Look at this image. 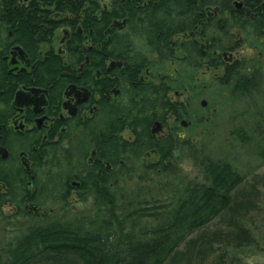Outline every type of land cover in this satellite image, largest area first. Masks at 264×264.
Here are the masks:
<instances>
[{
  "label": "trees",
  "instance_id": "trees-1",
  "mask_svg": "<svg viewBox=\"0 0 264 264\" xmlns=\"http://www.w3.org/2000/svg\"><path fill=\"white\" fill-rule=\"evenodd\" d=\"M163 2L171 10H185L196 3L195 0ZM86 3L90 5L86 31L91 29L92 36L103 39L104 30L117 18L115 0L114 8L102 13L105 27L99 20L97 24L91 22L90 15L99 8L91 0H57L56 5L78 12ZM30 8L34 9V3ZM32 11L9 5L2 12L17 41L27 47L34 45L35 33L42 23ZM139 15L145 16V22L149 17L153 19H150V26L139 28L143 32L150 31L147 39L150 48L159 54L160 61H168L171 53L169 32L175 27L168 26L167 21L156 18L155 14L150 13L148 17L140 11ZM173 17L175 12L167 16L175 20ZM74 45L78 55L82 45L78 42ZM130 46L129 43L124 46V59L117 38L112 37L104 51L90 52L89 67H99L98 55L105 53L106 59L126 60L127 69L137 62L132 70L125 72L130 82L126 81L122 86L134 93L133 87L138 86L141 93L144 85L140 82L133 85L132 81L146 63V57L139 52L142 59L135 61L136 52ZM74 63L77 65V58ZM202 63L204 67L208 64L205 57ZM62 67V61L50 55L43 65L44 75L52 80ZM222 84L235 98L250 95L256 85L254 79L242 76L235 68L232 74L227 73ZM149 90L151 99L139 100L138 106L130 103L117 111L112 109L106 131L97 117L84 127L75 150L60 155L56 162H47L58 165L59 171L65 166L70 173L67 166H78L89 174L92 187L88 186L87 178L82 177L83 182L76 181L81 185L79 195L82 200L79 201L86 208L73 211L71 216L61 215L69 205L71 187H68V175L59 173L58 200H37L45 207L46 214L27 215L20 207L16 214V231L0 248V264H254L249 262L251 256L264 255V182L253 180L245 185V178L229 161L215 160L178 137H172L167 145L149 139L150 143L134 146L114 136L116 128H120L119 133L126 125H139L140 121L148 125L152 120L163 118L168 111H175L174 105L164 100L166 90L163 87L154 84ZM136 109L138 115L134 113ZM145 110L146 113L141 115ZM136 117L138 119L133 123ZM102 134L107 138L108 146L102 148L101 159L119 164L121 157L134 155L140 160L138 168H125L119 176L107 171L96 173L98 167H89L86 163L88 152L92 145L97 148ZM153 148L158 150L160 159L152 166H146L145 153ZM183 157L193 159L198 170L196 178L181 175L178 167ZM134 165L133 161L128 166ZM138 173V179L154 183L148 197L128 192L121 185L124 179H131ZM54 207H59V211L55 212ZM215 220L217 226L208 228ZM195 232L197 235L191 236Z\"/></svg>",
  "mask_w": 264,
  "mask_h": 264
},
{
  "label": "flooded vegetation",
  "instance_id": "flooded-vegetation-1",
  "mask_svg": "<svg viewBox=\"0 0 264 264\" xmlns=\"http://www.w3.org/2000/svg\"><path fill=\"white\" fill-rule=\"evenodd\" d=\"M91 1L99 5L90 15L91 22L97 24L99 20L105 27L101 16L104 11L114 8L113 0H107V3ZM163 1L115 0L117 18L104 30L102 39L92 36L91 29L86 31L89 3L74 12L69 7H57V0H0V220L9 218L10 212L18 213L21 206L27 215L46 214L45 207L37 200H58L59 179L58 165L47 162H56L60 155L75 150L80 133L97 117H100L101 126L106 131L112 109L117 111V108L130 103L138 106L139 100L151 99L149 89H153L154 84L166 90L164 100L174 105L175 111H168L163 118L152 120L148 125L142 121L138 125L134 122L138 119L136 117L134 126L126 125L119 133L120 128H116L114 136L134 146L150 143L149 139L167 145L172 137H184L192 121L188 114L191 111L186 108L187 101L183 100L189 96L190 89L173 86L164 77L155 78L151 70L155 62L181 60L185 68L198 71L204 67L202 59L205 57L207 70L221 68L224 72L219 74L222 84L227 73L232 74L233 68L236 72L242 70L244 63L235 58L241 54L251 58L258 51L257 44L264 45V0H195L194 6L185 10H171ZM33 3L34 9L30 8ZM9 5L33 10L42 21L32 47L18 42L7 23L8 19L2 12ZM140 11L148 17L150 13L155 14L156 18L167 21L168 26L175 27L169 32L171 53L168 61H160L159 54L150 48L147 40L150 31L143 32L140 28L150 26L153 19L149 17L145 22V16L139 15ZM173 12L175 20L168 19L167 16ZM112 37L117 38L121 55L129 43L131 50L136 52L135 61L141 58L139 52L146 57V63L142 64L132 81L133 85L135 82L144 85L141 93L138 86L133 87L135 93L122 86L124 82H130L125 72L132 70L137 62L127 69L123 55L124 59H106L105 53L98 55L99 67H89L90 52L104 51ZM137 41L147 46L149 56L138 49ZM76 42L82 45L78 55L75 53ZM50 55L58 57L63 65L52 80L46 78L43 68ZM258 56L262 58L263 53L260 51ZM76 58L77 65L74 63ZM119 61H123L121 67L117 64L110 67L112 62ZM255 61L251 58L246 66L253 64L257 69L261 60ZM201 107L205 108L202 104ZM146 111H141V115ZM134 113L138 115V109ZM170 121L181 122V125L186 121L190 125L178 132ZM156 122L163 124L158 133L153 132ZM106 139L102 134L97 148L91 146L86 159L89 167H98L96 173L107 171L119 176L125 168H138L140 160L134 155L121 157L119 164L101 159L102 148L108 146ZM151 155L159 156L158 150L147 151L145 163ZM133 161L135 165L128 166ZM67 167L70 171L67 183L71 187L68 200L72 196L82 200L79 195L81 185L76 181L83 182L82 177L87 178L88 186L92 187V178L78 166ZM73 183H78V186Z\"/></svg>",
  "mask_w": 264,
  "mask_h": 264
},
{
  "label": "rangeland",
  "instance_id": "rangeland-1",
  "mask_svg": "<svg viewBox=\"0 0 264 264\" xmlns=\"http://www.w3.org/2000/svg\"><path fill=\"white\" fill-rule=\"evenodd\" d=\"M102 2L107 3V0ZM245 36L247 37L246 34ZM136 44L139 50L149 56L148 48L144 43L137 41ZM257 46V53L251 56L256 63L261 60L257 64V69L253 64L246 66L247 62L251 61L247 54H241L234 59H240L244 63L240 71L242 76L254 79L256 83L253 92L242 98H235L230 90L219 82V74H224L221 68L207 70L203 67L194 71L185 68L181 60L166 63L153 62L151 67L155 78L164 77L173 86L181 88L187 86L190 89L189 96H185L183 100L187 101L186 108L191 111L188 114L192 121L190 120L191 125L185 130L184 137L179 139L182 142H191L196 151H204L215 160L229 161L233 168L245 178V185L252 183L253 180L264 182V45L257 44ZM260 51L263 53L262 58L258 56ZM203 100L208 102L205 108L201 107ZM169 123L175 125L178 132L183 129L181 122L170 121ZM159 159V156L151 155L146 164H155ZM178 168L184 177H197L198 170L192 158L183 157ZM59 173H63L62 176L68 175V170L64 166ZM138 178L139 173L131 179H124L121 185L128 192L148 197L147 194L154 188V183ZM84 208L86 205L77 200L76 196H72L66 211H63L61 215L71 216L73 211ZM54 209L56 212L60 208L54 207ZM16 214L17 212H10L9 218L0 220V248L16 231L15 223L18 219ZM217 223L216 220L213 221L208 228H215ZM183 245L184 243L180 245V248ZM249 262L264 264V255L251 256Z\"/></svg>",
  "mask_w": 264,
  "mask_h": 264
},
{
  "label": "water",
  "instance_id": "water-1",
  "mask_svg": "<svg viewBox=\"0 0 264 264\" xmlns=\"http://www.w3.org/2000/svg\"><path fill=\"white\" fill-rule=\"evenodd\" d=\"M115 64H117L119 67H121L122 65H123V61H119V62H112L111 64H110V67L111 66H114ZM88 96H89V93H88ZM88 96H87V98L85 99L86 101L88 100ZM208 105V102L206 101V100H203L202 101V106L203 107H206ZM190 124L188 123V122H186V121H184L183 123H182V126L183 127H188ZM162 127H163V124L161 123V122H156L155 123V126H154V128H153V132L154 133H158L161 129H162ZM73 185H77L78 186V183H73ZM35 208L36 209H38V207L37 206H35Z\"/></svg>",
  "mask_w": 264,
  "mask_h": 264
}]
</instances>
